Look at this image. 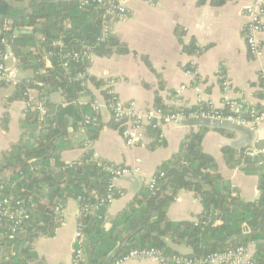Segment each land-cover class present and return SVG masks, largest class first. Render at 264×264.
Masks as SVG:
<instances>
[{
  "label": "trees",
  "instance_id": "obj_1",
  "mask_svg": "<svg viewBox=\"0 0 264 264\" xmlns=\"http://www.w3.org/2000/svg\"><path fill=\"white\" fill-rule=\"evenodd\" d=\"M113 22L104 7L81 6L79 0H0V41H7L0 43V54L12 48L19 67L33 71V76L18 81L12 97L30 103L20 121V140L0 157V192L24 201L30 217L16 233L10 230L9 222L0 227V241L14 252L9 253L8 259H0L1 264H44L33 244L41 235L54 236L62 225V216L55 215L57 204L74 198L82 210L87 204H96L106 193L111 178L104 168L106 162L95 159L92 152L66 162L61 151L77 145L69 136L71 127L84 126L90 142L98 138L103 128L102 114L92 107L96 97L87 83L100 89L107 101L110 95L103 88L105 80L90 76L87 70L91 62L73 54L88 48L99 56L128 53L127 45L112 30L103 35L104 25ZM16 29L30 32L16 33ZM194 47H190L191 51ZM81 72L84 77L78 76ZM31 89L39 91L37 99H30ZM56 92L64 98L59 105L50 101V95ZM83 94L90 96L88 102L80 101ZM39 104L45 107L44 113L38 109ZM159 106L165 112L179 110ZM200 107L208 109L209 105ZM224 112L228 113V108ZM88 116L90 122H86ZM202 120L206 119L199 121ZM110 122L121 133L123 122L112 117ZM154 124L146 127L147 135L157 141L152 146L164 143L160 126ZM227 125L219 124V129L224 131ZM206 130L202 126L200 131L187 134L180 152L160 165L166 175L158 178L156 188L143 186L112 220L110 228L104 224L106 207L96 214L81 213L78 229L84 241L82 245L75 244V249L83 250L79 264H113L133 249L152 247L171 258L181 254L173 244L189 247L188 255L204 257L251 243L256 246L253 257L264 263V162L259 198L242 200L238 190L220 174L215 158L204 151ZM223 151L228 164L234 166L237 160L233 149L224 147ZM261 160L264 159L256 162ZM182 189L201 200L203 210L197 222L172 221L168 217V208ZM167 264L174 263L170 259Z\"/></svg>",
  "mask_w": 264,
  "mask_h": 264
},
{
  "label": "crops",
  "instance_id": "obj_2",
  "mask_svg": "<svg viewBox=\"0 0 264 264\" xmlns=\"http://www.w3.org/2000/svg\"><path fill=\"white\" fill-rule=\"evenodd\" d=\"M253 0H136L130 3V16L111 24L115 34L129 49L128 53L114 52L108 56L94 55L88 72L105 81L115 80L114 90L123 103L135 101L140 110L161 108L193 109L207 103L224 108L229 100L243 108L261 105L264 108V34L260 35L261 52L253 55L246 40L247 8ZM193 51L190 47L194 46ZM6 68L18 79L33 76L32 70L19 67L12 48L1 55ZM47 65L51 66L47 59ZM186 85L181 93L177 90ZM15 87L0 84V157L3 151L19 142L20 121L28 107L24 99H12ZM90 92L99 100L101 90L92 82ZM39 91L31 89L29 97L37 99ZM90 96L83 94L81 102ZM56 105L63 103L61 92L50 95ZM43 105V104H42ZM103 128L93 142L84 126L71 127L69 136L77 144L61 151V158L71 162L92 152L95 159L114 165L139 168L140 173L118 179L122 194L104 209V224L121 214L159 173L160 165L178 154L187 134L206 126L202 146L211 154L220 174L238 190L244 201L259 198L260 169L264 159V121L254 126L227 125L221 131L213 120L183 118L160 126L162 144L148 137L138 145H128L111 125L107 108L101 111ZM224 147L234 151V166L228 164ZM78 199L69 198L63 204L62 225L54 236H39L34 249L44 264H72L77 243ZM203 210L199 196L182 189L168 208L172 221H198ZM2 235L0 234V240ZM0 241V259H8L13 251ZM181 253H190L185 245L173 244ZM251 254L255 244L247 245ZM124 264H161L152 258H132Z\"/></svg>",
  "mask_w": 264,
  "mask_h": 264
},
{
  "label": "built area",
  "instance_id": "obj_3",
  "mask_svg": "<svg viewBox=\"0 0 264 264\" xmlns=\"http://www.w3.org/2000/svg\"><path fill=\"white\" fill-rule=\"evenodd\" d=\"M133 1L136 0H79L81 6L97 5L104 7L106 13L112 16L114 21H125L129 18L131 12L130 3ZM246 15L248 18L246 28L247 44L253 55H259L262 48L260 35L264 34V0H253V3L247 8ZM111 30V25L106 23L103 28V35H108ZM1 42L6 43L7 41L3 39L0 43ZM73 55L75 58H81L82 60H88L90 62H92L94 56L89 48L81 53L75 52ZM65 66H67V62L65 63ZM78 76L84 77L85 73L81 72ZM261 78L263 80L264 88V71L261 73ZM18 81L19 79L17 75L10 72L0 58V84L10 83L16 86ZM114 84L115 80L105 81L103 88L106 90L107 94L110 95V98H108L107 101L104 98L102 100L96 98L92 102V107L97 113H101L103 108H107L111 117L115 121L123 122V130L121 131V134L126 143L131 146L138 145L148 139L149 136L147 135L146 127L152 123H155L154 126H161L163 123L190 118L196 120H213L217 121L219 124L228 123L237 126H254L264 121V108L260 109L257 106L243 108L239 103L232 100H229L224 107L228 108V113L224 112V108H216L210 105L208 109H204L203 107H200L202 104L196 109H179L176 111L165 112L162 108H156L144 111L138 108L135 101H130L128 103L121 102L114 90ZM184 89H186V85H182L177 90V93H181ZM29 104L30 103L28 102V105ZM38 109L41 113H44L45 111V107L42 104L38 105ZM86 122H90L89 116L87 117ZM263 162L264 160L259 161L261 164ZM104 168L111 175L105 195L102 196L96 204H87L82 210L80 209L79 217L83 211L96 214L98 209L112 204L115 199L122 194V191L118 187V179L140 173L139 168L114 165L111 163L105 164ZM165 175L166 174L163 170L159 171L158 175L156 174L151 177L147 186H149L151 190H154L158 178L165 177ZM2 188L3 186L0 185V191ZM62 210L63 205L58 203L55 207L56 217L62 215ZM29 217V209L24 205V201L14 200L11 196H3L0 192V227L4 225L5 222H9L10 230L13 233H16L22 226V223ZM83 241L84 238L82 232L78 229L77 242L82 245ZM83 256L82 248L75 249L72 264H79L83 259ZM132 258H152L161 264H167L170 259L174 264H264L257 261L249 251L248 246L245 245L230 248L221 252L211 253L204 257L181 253L180 255H174L169 258L158 248L133 249L124 257L117 259L113 264H124L127 260Z\"/></svg>",
  "mask_w": 264,
  "mask_h": 264
},
{
  "label": "water",
  "instance_id": "obj_4",
  "mask_svg": "<svg viewBox=\"0 0 264 264\" xmlns=\"http://www.w3.org/2000/svg\"><path fill=\"white\" fill-rule=\"evenodd\" d=\"M18 32H30V31H26V30H21V31H19L18 29H16V33H18ZM244 229H245V230H248V227L245 226ZM112 254H113V252L111 253V255H112Z\"/></svg>",
  "mask_w": 264,
  "mask_h": 264
}]
</instances>
